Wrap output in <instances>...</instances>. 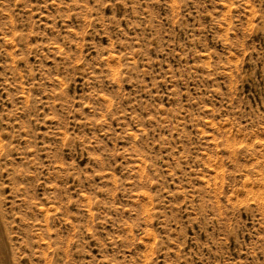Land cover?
Returning a JSON list of instances; mask_svg holds the SVG:
<instances>
[{
	"label": "rangeland",
	"instance_id": "rangeland-1",
	"mask_svg": "<svg viewBox=\"0 0 264 264\" xmlns=\"http://www.w3.org/2000/svg\"><path fill=\"white\" fill-rule=\"evenodd\" d=\"M0 264H264V0H0Z\"/></svg>",
	"mask_w": 264,
	"mask_h": 264
}]
</instances>
